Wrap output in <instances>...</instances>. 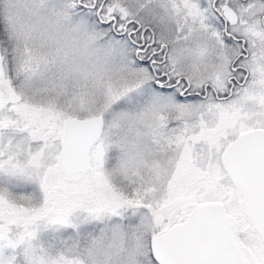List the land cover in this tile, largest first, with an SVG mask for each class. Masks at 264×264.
<instances>
[{
	"label": "snow or ice",
	"instance_id": "snow-or-ice-1",
	"mask_svg": "<svg viewBox=\"0 0 264 264\" xmlns=\"http://www.w3.org/2000/svg\"><path fill=\"white\" fill-rule=\"evenodd\" d=\"M0 264H264V0H0Z\"/></svg>",
	"mask_w": 264,
	"mask_h": 264
}]
</instances>
